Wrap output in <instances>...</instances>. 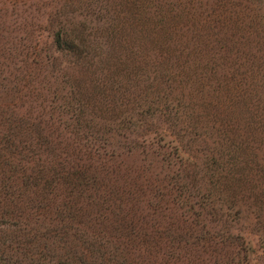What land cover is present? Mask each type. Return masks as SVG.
<instances>
[{"label": "rangeland", "instance_id": "obj_1", "mask_svg": "<svg viewBox=\"0 0 264 264\" xmlns=\"http://www.w3.org/2000/svg\"><path fill=\"white\" fill-rule=\"evenodd\" d=\"M0 130L41 234L61 194L126 264H264V0H0Z\"/></svg>", "mask_w": 264, "mask_h": 264}, {"label": "trees", "instance_id": "obj_2", "mask_svg": "<svg viewBox=\"0 0 264 264\" xmlns=\"http://www.w3.org/2000/svg\"><path fill=\"white\" fill-rule=\"evenodd\" d=\"M170 11L172 13V10H169V12ZM68 38L69 36L67 34L62 35L58 33L56 42L59 45L66 44ZM170 40H172V38H170ZM81 42L83 46V41L81 40ZM176 46L177 45H175V47ZM159 47L164 49H169L170 47L175 48L171 43H168L167 47L164 44ZM123 76L126 77V74ZM111 88L115 89L114 86ZM120 123L122 124L120 127L126 129L123 122L120 121ZM1 142L0 145L5 143ZM7 156L11 157V155ZM44 167L45 166H41V169L46 171ZM77 167L79 166L77 165ZM17 173L20 172L17 171ZM49 173L53 175L52 183L49 184L45 179L46 182L43 180L42 182H37L38 186H42L41 188L43 190L49 189L52 195L54 193L53 191L56 190V188L59 189L60 185L66 186V181L73 175V173L70 172L60 173L58 169H53V171H49ZM36 179H38V177ZM15 181L17 182V187L14 189L12 183ZM32 181H34L33 178L24 179L20 174L17 177L12 176L8 168L0 164V196H3L2 204L4 205L6 200H13V203L16 205V210L12 207L11 209L8 208L0 212V264H126V261L123 260L122 253L117 249L113 248L112 253L108 251L109 242L106 240L98 237V239L89 238L87 237L86 230L77 227L71 229L65 226V222L70 223L75 216H79L80 209L70 206L69 202L66 201L61 194L58 195V201L61 202V209L58 212L59 214L57 213L58 217L56 220L61 223L59 226L60 228H58V230L48 231L44 229L46 231L41 234L38 225L40 221L44 225V221L40 219L37 212L33 213L34 211H31L40 210L41 203L38 200L37 203L34 202L33 206L26 207L30 210L27 211V214L26 212L22 214L17 211V209L22 207L21 201L25 199L23 198V190H25L27 186L32 187ZM85 184L88 185V182ZM69 185L74 186V183L70 181ZM34 220L35 226L33 227L32 223ZM2 226L10 229V233Z\"/></svg>", "mask_w": 264, "mask_h": 264}]
</instances>
